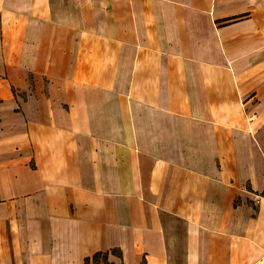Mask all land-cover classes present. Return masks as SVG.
<instances>
[{
    "label": "crops",
    "instance_id": "crops-1",
    "mask_svg": "<svg viewBox=\"0 0 264 264\" xmlns=\"http://www.w3.org/2000/svg\"><path fill=\"white\" fill-rule=\"evenodd\" d=\"M98 252L264 264V0H0V264Z\"/></svg>",
    "mask_w": 264,
    "mask_h": 264
},
{
    "label": "trees",
    "instance_id": "trees-1",
    "mask_svg": "<svg viewBox=\"0 0 264 264\" xmlns=\"http://www.w3.org/2000/svg\"><path fill=\"white\" fill-rule=\"evenodd\" d=\"M104 261L107 263V255L103 252L95 253L92 257L86 258V264H89V262H93L95 264H99L100 261Z\"/></svg>",
    "mask_w": 264,
    "mask_h": 264
},
{
    "label": "rangeland",
    "instance_id": "rangeland-1",
    "mask_svg": "<svg viewBox=\"0 0 264 264\" xmlns=\"http://www.w3.org/2000/svg\"><path fill=\"white\" fill-rule=\"evenodd\" d=\"M90 264H95V263L90 262ZM101 264H102V263H101Z\"/></svg>",
    "mask_w": 264,
    "mask_h": 264
}]
</instances>
